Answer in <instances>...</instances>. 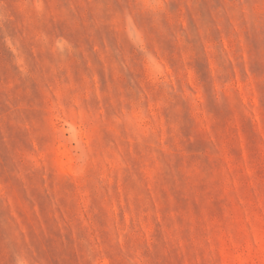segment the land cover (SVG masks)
I'll return each instance as SVG.
<instances>
[{"label":"rangeland","instance_id":"1","mask_svg":"<svg viewBox=\"0 0 264 264\" xmlns=\"http://www.w3.org/2000/svg\"><path fill=\"white\" fill-rule=\"evenodd\" d=\"M0 264H264V0H0Z\"/></svg>","mask_w":264,"mask_h":264}]
</instances>
